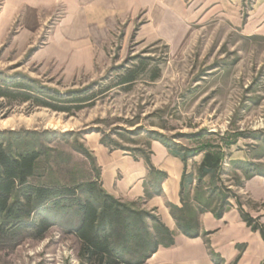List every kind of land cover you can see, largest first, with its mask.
<instances>
[{
    "label": "rangeland",
    "instance_id": "374dc122",
    "mask_svg": "<svg viewBox=\"0 0 264 264\" xmlns=\"http://www.w3.org/2000/svg\"><path fill=\"white\" fill-rule=\"evenodd\" d=\"M251 2L241 8L242 20ZM138 20L120 24L94 56L62 55L50 41L54 19L29 38L14 21L0 38V85L13 92L23 90L19 85L30 87L32 98H0V141L14 150L40 152L32 183L71 185L85 181L90 169L87 180L99 182L92 150L96 145L145 162L148 156L150 163L154 141L184 150L224 138L216 185L226 193L229 209L232 203L238 212V204L244 212L243 205L256 208L240 188L253 177L246 178L245 169L264 174V36L247 35L238 19L215 14L191 23L185 40H142ZM142 63L145 72L135 81L116 84L125 69ZM154 69L158 77L152 80ZM84 90L102 93L91 106H71L70 112L35 102L48 93L63 103L68 94ZM202 155L187 160V172L196 175ZM150 185H145L143 198L116 199L134 202V209L159 218L143 201L150 198L145 197ZM252 218L260 223L259 217ZM49 220L52 224L41 236L28 230L16 242L0 243V264H89L80 256V241L72 230L77 216L60 212ZM148 259L143 264H150Z\"/></svg>",
    "mask_w": 264,
    "mask_h": 264
},
{
    "label": "crops",
    "instance_id": "0c3cea01",
    "mask_svg": "<svg viewBox=\"0 0 264 264\" xmlns=\"http://www.w3.org/2000/svg\"><path fill=\"white\" fill-rule=\"evenodd\" d=\"M251 1L242 20L240 11L247 0H1L0 38L16 20L18 32L29 38L54 19L50 41L62 55L94 56L120 24L132 23L134 19L141 23L138 34L142 40L182 41L191 34V23L215 14L238 19L247 35L264 36V0ZM92 150L99 182L108 194L128 201L144 197L145 185L152 182V176L143 159L101 145ZM150 163L165 177L160 182L161 193L143 200L144 204L155 208L160 220L175 235L173 245L158 248L148 263L216 264L210 253L219 260L218 264L264 263V239L258 230L246 225L234 203L218 219L210 212L199 214L205 236L187 237L178 232L168 205L180 206L183 163L157 141L151 143ZM91 173V169L87 171V179L92 178ZM240 192L258 205H243L245 212L259 217L264 225V176L245 180Z\"/></svg>",
    "mask_w": 264,
    "mask_h": 264
},
{
    "label": "trees",
    "instance_id": "16d2710c",
    "mask_svg": "<svg viewBox=\"0 0 264 264\" xmlns=\"http://www.w3.org/2000/svg\"><path fill=\"white\" fill-rule=\"evenodd\" d=\"M144 65L125 69L116 84H131L145 72ZM157 77L158 71L154 69L151 79ZM19 86L23 90L13 92L0 85V98L29 101L32 98L30 87ZM85 92L88 91L70 93L63 103L56 94L42 93L40 100L35 102L55 111L70 112L71 106L75 110L91 106L102 93ZM46 95L50 98L44 97ZM218 140L224 142V138L219 137ZM162 142L184 164L179 192L181 205H168L176 228L188 237L205 236L207 233L201 231L199 214L210 212L218 219L230 207L226 193L216 185V173L224 155L221 143H202L197 147L177 150ZM200 153L203 155L196 166V175H193L186 170L187 160ZM39 156L37 150H14L11 145L0 141V243L16 242L28 230L41 236L52 224L49 216L63 212L77 216L72 230L80 241V256L89 264H143L159 246L173 244V232L157 216L134 209V202L124 203L114 198L105 192L98 179L71 185L32 183L30 179L35 175ZM144 158L153 178L151 188L145 189V197L148 198L161 193L160 182L165 173L155 169L148 156ZM245 171L246 178L264 175L252 169ZM216 194L219 196L217 199ZM238 206L242 220L252 230H258L264 239V225Z\"/></svg>",
    "mask_w": 264,
    "mask_h": 264
}]
</instances>
